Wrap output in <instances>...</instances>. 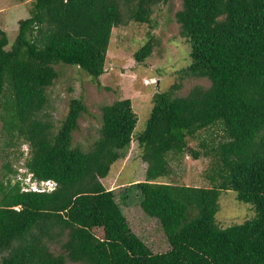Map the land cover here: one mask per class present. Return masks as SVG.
<instances>
[{
	"label": "trees",
	"instance_id": "obj_1",
	"mask_svg": "<svg viewBox=\"0 0 264 264\" xmlns=\"http://www.w3.org/2000/svg\"><path fill=\"white\" fill-rule=\"evenodd\" d=\"M171 1L32 0L8 50L0 31V136L6 148L27 144L24 168L37 181L56 183L50 193L22 192L20 182H12L17 172L5 168L10 177H0V264H264V0H182L175 14L189 49L179 75L206 79L209 86L177 97L180 84L174 83L153 95L137 135L145 181L129 185L120 198L125 204L138 193L141 211L160 225L168 251L151 252L131 231L114 191L100 182L131 142L137 116L129 99L101 107L99 135L86 152L72 147L86 112L81 98L69 101L54 135L35 119L58 78L55 65L72 66L100 86L112 29L126 23L122 6L128 21L148 24L154 7ZM152 41L134 53L136 63L151 55ZM211 128L222 133L211 149L221 182L212 188L167 182L168 154L198 159L186 138ZM222 191L254 205L255 218L219 227Z\"/></svg>",
	"mask_w": 264,
	"mask_h": 264
},
{
	"label": "rangeland",
	"instance_id": "obj_2",
	"mask_svg": "<svg viewBox=\"0 0 264 264\" xmlns=\"http://www.w3.org/2000/svg\"><path fill=\"white\" fill-rule=\"evenodd\" d=\"M32 0H0V31L8 38V50L17 36L18 22L28 18ZM182 0H172L169 5L154 7L151 22L139 24L128 21L125 8L121 7L125 26L112 29L109 47L106 54L104 73L99 78L97 87L84 72L63 64L55 65L58 78L46 90L47 103L36 115V120L48 124L51 135H54L66 116L69 101L81 98L86 112L78 120V129L73 133L72 147L86 152L91 149L98 138L101 126V107L117 100L129 99L137 116L136 127L129 146L121 159L115 162L108 176L101 179L106 190H113L115 200L122 210L131 231L153 253L169 250L160 225L149 219L139 207L138 193L133 191L121 201L129 185L145 181L147 165L141 160L142 147L137 142V135L142 133L152 108V97L155 93L169 90L174 83L180 84L175 96L184 97L195 86L208 87L206 79L181 78L179 72L188 66L189 49L180 36L175 14L181 9ZM153 38L151 55L143 62L134 61V53L150 38ZM1 127V123H0ZM217 128L199 131L193 138L187 137V148L200 153L194 159L189 153L168 154L169 179L171 184L190 187L212 188L221 179L215 176L216 168H220L213 156L212 148L222 141V133ZM16 143L6 148L7 138L0 136V177L7 175L9 166L17 172L12 177L24 185L27 170L24 168L28 157L27 144ZM20 154H23L22 156ZM27 172V174H26ZM25 176V177H23ZM3 179L6 180L4 177ZM165 181V180H159ZM255 218L254 205L239 202L233 191H222L218 199L216 224L225 228L239 225ZM50 250L59 253V245L51 244Z\"/></svg>",
	"mask_w": 264,
	"mask_h": 264
},
{
	"label": "built area",
	"instance_id": "obj_3",
	"mask_svg": "<svg viewBox=\"0 0 264 264\" xmlns=\"http://www.w3.org/2000/svg\"><path fill=\"white\" fill-rule=\"evenodd\" d=\"M56 184L53 181H35L29 174L25 178L24 185L21 187L22 192L49 193L55 190Z\"/></svg>",
	"mask_w": 264,
	"mask_h": 264
},
{
	"label": "clouds",
	"instance_id": "obj_4",
	"mask_svg": "<svg viewBox=\"0 0 264 264\" xmlns=\"http://www.w3.org/2000/svg\"><path fill=\"white\" fill-rule=\"evenodd\" d=\"M26 174H27V172H26ZM29 174H27V176H28ZM32 175V174H31ZM23 177H25V176H23ZM32 179L33 180H35L34 178H33V175H32ZM35 181H37V180H35ZM54 182V181H53ZM55 183V182H54ZM56 184V183H55ZM56 188V187H55ZM50 193V192H49Z\"/></svg>",
	"mask_w": 264,
	"mask_h": 264
}]
</instances>
